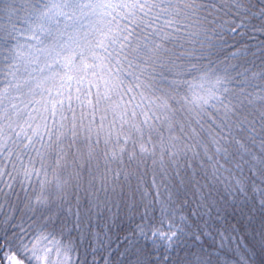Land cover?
Here are the masks:
<instances>
[{
    "label": "snow or ice",
    "instance_id": "snow-or-ice-1",
    "mask_svg": "<svg viewBox=\"0 0 264 264\" xmlns=\"http://www.w3.org/2000/svg\"><path fill=\"white\" fill-rule=\"evenodd\" d=\"M0 264H264V0H0Z\"/></svg>",
    "mask_w": 264,
    "mask_h": 264
}]
</instances>
